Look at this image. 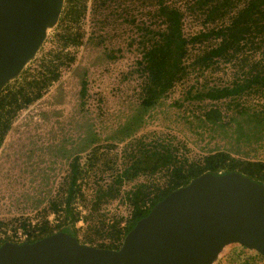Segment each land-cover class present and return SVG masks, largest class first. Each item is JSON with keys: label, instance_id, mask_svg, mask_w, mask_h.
<instances>
[{"label": "rangeland", "instance_id": "rangeland-1", "mask_svg": "<svg viewBox=\"0 0 264 264\" xmlns=\"http://www.w3.org/2000/svg\"><path fill=\"white\" fill-rule=\"evenodd\" d=\"M177 3L185 6L183 0ZM144 22L154 30L163 27L160 19L144 9L142 0H87V13L81 22L83 43L69 47L76 59L62 66L60 78L40 99L17 113L0 148V239L24 231L26 220L36 223L48 218L57 223L50 202L76 156L89 172L84 176L85 199L78 206L87 219L77 223L78 235L86 230L98 233L94 228L101 225L104 216L107 220L129 217L125 193L139 182L163 179L159 174L126 179L122 197L104 199L99 210L91 213L96 187L113 181L112 175L124 167L126 149L141 137L153 144L170 142L181 161L200 160L216 150L264 161V89L246 90L241 106L235 104L238 96L217 101L195 96L198 90L231 84L241 70L239 58L246 55L257 60L264 55L262 50L247 48L232 61L220 58L209 68L193 66L195 56L206 45L218 43L217 38L189 43L184 61L187 75L178 81L170 97L167 92L137 120L140 126L132 135H125L127 122L134 113L136 117L147 79L144 55L153 38L142 29ZM64 28L61 15L25 71L35 73L41 58L59 48ZM202 29V21L185 14L183 31L187 37ZM214 105L218 108L213 112ZM233 249L238 251L237 260L229 262L227 253ZM241 251L259 254L232 243L217 264H244Z\"/></svg>", "mask_w": 264, "mask_h": 264}, {"label": "trees", "instance_id": "trees-1", "mask_svg": "<svg viewBox=\"0 0 264 264\" xmlns=\"http://www.w3.org/2000/svg\"><path fill=\"white\" fill-rule=\"evenodd\" d=\"M142 1L144 9L152 17L160 19L163 27L154 30L151 25L143 23L142 29L153 38L144 55L147 79L142 88L136 117L134 113L127 122L125 135H132L140 126L136 125L137 120L143 119L187 75L188 66L184 61L189 54V43L195 44L211 38L219 40L218 43L206 45L195 56L192 65L203 69L209 68L220 58L232 61L247 48L252 51L262 50L264 54V0H183L185 6H180L177 0ZM65 3L61 14L65 28L60 35L59 48L41 58L35 73L23 70L0 93V148L17 113L40 99L60 78L62 66L76 59L69 47H78L83 43L81 22L87 13V0H65ZM186 13L203 22V29L191 37H187L183 31ZM238 61L241 70H237L238 76L231 84L198 90L195 96L202 101L238 96L239 101H234L241 106V95L246 90H253V87L264 89V55L257 60L245 55ZM217 108L214 105L212 111ZM176 151L177 148L165 140L154 144L147 142L145 137L135 140L126 149L124 167L118 171L115 169L117 172L112 175L113 181L96 187L91 213L99 210L98 206L104 199L122 197L123 182L126 179L134 180L141 174H159L163 179L139 182L125 193L124 199L130 205V216L125 218L126 225L120 226L123 217H116L110 224L119 237L125 236L158 201L204 172L239 171L264 183V161L236 157L226 150L211 151L200 160L181 161L178 160ZM104 166H109V163L104 162ZM87 172L80 157L73 158L70 172L61 183L58 194L50 202L57 223H52L48 218L36 223L24 221L22 227L29 234L28 241L60 230L78 236L77 223L81 219H87L78 207L85 199L84 185L89 175ZM106 222L104 216L101 225L95 226L94 230L102 234ZM7 240H11V237L1 238L0 244Z\"/></svg>", "mask_w": 264, "mask_h": 264}, {"label": "water", "instance_id": "water-1", "mask_svg": "<svg viewBox=\"0 0 264 264\" xmlns=\"http://www.w3.org/2000/svg\"><path fill=\"white\" fill-rule=\"evenodd\" d=\"M65 0H0V93L33 59ZM232 243L264 256V183L239 172H204L158 201L118 248L66 230L0 244V264H214Z\"/></svg>", "mask_w": 264, "mask_h": 264}, {"label": "built area", "instance_id": "built-area-1", "mask_svg": "<svg viewBox=\"0 0 264 264\" xmlns=\"http://www.w3.org/2000/svg\"><path fill=\"white\" fill-rule=\"evenodd\" d=\"M178 84V83H177ZM177 84L174 86L176 87ZM173 87V89H174ZM173 89L169 92L172 93ZM168 97L171 96V94ZM157 176V175H156ZM130 216V215H129ZM127 217H124V220H121L120 222V226H125L126 225V219ZM84 219H81L79 222L83 221ZM113 223V218L112 219H108L106 222V227L103 229L102 234L100 233H90V231H87L85 233H83V235L79 234L77 237L79 238V240L83 243H88L90 245L93 246H98V247H109V248H113V247H120L123 239L125 236L123 237H119L117 235V232H115L112 227L110 226V224ZM29 234L25 231L20 230L16 235H14L13 237H11V240L13 241H17V242H23V241H28ZM245 251H255V250H251L248 249L246 247ZM248 252H244V254H247Z\"/></svg>", "mask_w": 264, "mask_h": 264}, {"label": "crops", "instance_id": "crops-1", "mask_svg": "<svg viewBox=\"0 0 264 264\" xmlns=\"http://www.w3.org/2000/svg\"><path fill=\"white\" fill-rule=\"evenodd\" d=\"M233 250L234 251H230V253H227V259L229 260V262L237 260L236 259L237 258L236 255L238 254V251H236L237 249L236 250L233 249ZM241 256H243V258H241L240 260H245L244 264H260L262 262L263 258H264L262 255H259V254H256V253H254V254H249V253L244 254L242 252ZM220 258H221V256H220ZM220 258L214 264H217L221 260Z\"/></svg>", "mask_w": 264, "mask_h": 264}]
</instances>
